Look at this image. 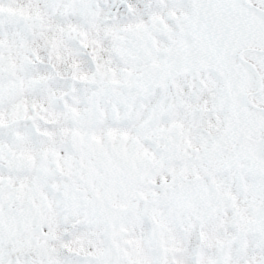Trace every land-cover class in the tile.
Segmentation results:
<instances>
[{
  "label": "snow or ice",
  "instance_id": "6c2138e0",
  "mask_svg": "<svg viewBox=\"0 0 264 264\" xmlns=\"http://www.w3.org/2000/svg\"><path fill=\"white\" fill-rule=\"evenodd\" d=\"M0 264H264V0H0Z\"/></svg>",
  "mask_w": 264,
  "mask_h": 264
}]
</instances>
